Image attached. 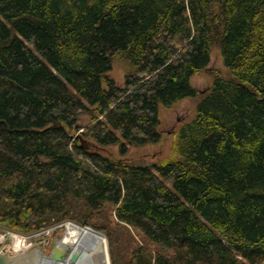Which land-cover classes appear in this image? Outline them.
Segmentation results:
<instances>
[{"label": "trees", "instance_id": "trees-1", "mask_svg": "<svg viewBox=\"0 0 264 264\" xmlns=\"http://www.w3.org/2000/svg\"><path fill=\"white\" fill-rule=\"evenodd\" d=\"M214 47L229 76L169 158L103 153L159 142L161 108L198 96ZM108 204L139 239L127 259L101 224ZM63 222L104 232L111 264H264V0H0V229Z\"/></svg>", "mask_w": 264, "mask_h": 264}, {"label": "rangeland", "instance_id": "rangeland-1", "mask_svg": "<svg viewBox=\"0 0 264 264\" xmlns=\"http://www.w3.org/2000/svg\"><path fill=\"white\" fill-rule=\"evenodd\" d=\"M128 70L129 67L125 59L122 56L117 55L114 57L112 71L110 72L109 77L114 79L119 86L123 87L125 84V76L128 73ZM218 75L228 77L229 71L224 66L220 50L217 47H214L212 50L211 61L209 66L206 69L202 70L200 73L193 76L191 79V84L197 89L198 96L194 99H186L180 101L170 108H161V124L159 125V130L162 137L159 142L140 147L130 146L128 153L124 156L120 154L121 144L108 146L103 149V153L116 160L120 159L123 161L146 165L149 167H152V165L156 163H161L167 158H169L171 156L174 136L177 134V132L183 125L195 119L197 104L201 98V95L209 91L214 79ZM90 122V115L84 114L80 117L79 124L81 126L85 127ZM72 133H74L75 136H82L83 129L73 131ZM86 147L88 146L86 145ZM104 213L105 214L103 215L101 224L106 227V232L112 239V247L114 248L118 256L121 257H118V259H127V255H129L128 253H130L135 246V240L139 241V239L135 237L134 240V236L131 233L127 232V230L123 229L122 226L115 221L114 207L112 205L108 204ZM77 225L78 224L72 222L66 223L64 226L58 227L53 232L50 241H55L56 239L61 237L60 239L63 238L61 242L65 238H67V241L69 240V244L67 243L66 246L73 247L77 245L83 235L84 230H88L86 228H83L84 226L82 227L80 225ZM69 231L71 232V234ZM45 233H49V231ZM66 233H69V235H66ZM102 234H104L106 237L105 245L108 257V264H110V241L104 232H102ZM28 236L29 235L0 229V249H2L3 247L13 248L16 245H18V248L22 246H24V248L29 247L31 245L30 241L25 240V238ZM18 248H16V250H19Z\"/></svg>", "mask_w": 264, "mask_h": 264}, {"label": "water", "instance_id": "water-1", "mask_svg": "<svg viewBox=\"0 0 264 264\" xmlns=\"http://www.w3.org/2000/svg\"><path fill=\"white\" fill-rule=\"evenodd\" d=\"M66 223L72 222H65L58 226L49 228L45 231H49V233H45L39 237L29 247L19 250H14L12 247H3L0 250V264H50L51 262L56 264L63 261H67L70 264H83L86 259L90 257L84 247L73 248L62 246L60 242L63 238L60 239L61 237L55 241H50L53 232L58 227L64 226ZM83 228L91 230L101 239L106 238L104 234L98 231H94L88 227ZM103 247V245H100L99 249H102Z\"/></svg>", "mask_w": 264, "mask_h": 264}, {"label": "bare ground", "instance_id": "bare-ground-1", "mask_svg": "<svg viewBox=\"0 0 264 264\" xmlns=\"http://www.w3.org/2000/svg\"><path fill=\"white\" fill-rule=\"evenodd\" d=\"M67 234L69 235V233H66V235ZM67 243L69 244V240L67 241V238H65L61 242V245L66 246ZM100 245H103L104 247L102 249H99ZM77 247H84L90 256L86 259V261L83 264H108L105 239H101L95 233L88 230H84L80 241L77 243V245L73 246V248H77ZM50 264H55V263L51 262ZM56 264H70V263L65 261Z\"/></svg>", "mask_w": 264, "mask_h": 264}, {"label": "built area", "instance_id": "built-area-1", "mask_svg": "<svg viewBox=\"0 0 264 264\" xmlns=\"http://www.w3.org/2000/svg\"><path fill=\"white\" fill-rule=\"evenodd\" d=\"M44 233H45V231L33 233V234L29 235L28 237H26L25 240L30 241V243L32 244L33 242H35L38 239V237H40ZM13 248H14V250H16V248H18V247L15 246ZM22 248H24V246H22Z\"/></svg>", "mask_w": 264, "mask_h": 264}]
</instances>
